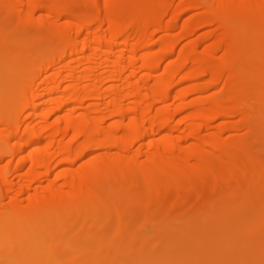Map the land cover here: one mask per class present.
<instances>
[{
	"label": "bare ground",
	"instance_id": "obj_1",
	"mask_svg": "<svg viewBox=\"0 0 264 264\" xmlns=\"http://www.w3.org/2000/svg\"><path fill=\"white\" fill-rule=\"evenodd\" d=\"M7 51L0 212L25 237L0 264H173V233L177 264H264V223L221 221L264 210V0H0Z\"/></svg>",
	"mask_w": 264,
	"mask_h": 264
},
{
	"label": "rangeland",
	"instance_id": "obj_2",
	"mask_svg": "<svg viewBox=\"0 0 264 264\" xmlns=\"http://www.w3.org/2000/svg\"><path fill=\"white\" fill-rule=\"evenodd\" d=\"M176 1L178 2L179 0H176ZM138 7L139 6H134L132 8V10H135V8H138ZM199 11H200L199 9H189V8L183 10V12L181 13L180 21L181 20L184 21L186 19L188 20L190 17H192L194 14L198 13ZM168 18L169 17H167L166 19H168ZM210 29H212L210 26L200 27V28L196 29V31L194 32L195 34L193 33L191 37L183 40L182 43H186L187 44V43H189V42H191V41H193L194 39H197V38H204L206 40L205 35H207V34H205V32L209 31ZM27 30H30V29H27ZM157 37H158V35L156 36V38ZM212 41H213V38L209 37V39H207L206 42H204L205 43L204 45L209 44ZM8 54H9L8 51L7 52H0V61H2L5 58V56H7ZM258 56H259V54H256L255 51H252V52L249 53L248 58L251 57L250 59L252 61H259L258 60ZM171 59H173V57H171L170 60ZM36 68L37 67L35 66V67H32L31 69H29L26 72V76L27 77L34 76ZM255 69L258 70V71H263L264 67H259L258 65H255ZM2 73H3L2 65H1V62H0V106H1L0 107V117L3 116L4 113H6V112L16 111L18 106H19V102H15V101L14 102H9V101L5 102V100H3V98H1L2 96H4V94L6 92V82H5L4 78H3V74ZM187 85H189V83H187ZM216 90H218V88L211 89L210 91H208L205 94H210L212 92H215ZM262 103L263 104H262V107H261V113H262L261 117L263 118V120H262L260 126H259L260 123H258V122H256V124H255V128L253 130V134H254V136L256 138H255V142H254L255 144H253V146H254L255 150L257 151V153L259 154L260 158L264 161V101H262ZM218 122L219 121L217 120L214 124H217ZM242 132L243 131H238L237 133H242ZM17 142L21 144L22 142H24V140L23 139H19V140L14 141L15 145H17ZM7 148H10V146H7ZM101 153H102V151H101ZM5 156L7 157V155H4L3 157H5ZM18 158H19V155H14V157L12 159V164H13V162H16ZM41 172H43V171H41ZM43 183L45 184L46 181H43L42 184ZM26 184H27V182L25 181V179L17 180L16 183H15L16 188L24 187V186H26ZM263 185H264V181H260L258 183V186H263ZM26 193H27V190H23L22 194H20V197L23 200L25 199V197L27 195ZM21 198H20V200H22ZM169 198H170V196H169ZM168 200H166V201H168ZM257 201L258 200L253 199L250 202H248L247 204H243V205L240 204L239 206L238 205L237 206L229 205L228 206L229 209L237 210V211H235L234 213L226 214L225 216H223L224 219L221 218L222 219L221 221H224V223H226V222L233 223L236 220H239L241 222L244 221V222H247V223H264V221H263L264 210H262L259 207V204H258ZM164 203H165V201H164ZM138 208H139V204L138 203H134L133 206H132V211H133V213H135V215L137 214L139 217H141V212H139L137 210ZM208 209L209 208L207 206H201V207L198 208V210H201L202 213H204L205 215L207 214V212L209 214ZM215 213H216L217 216H220L219 211L216 210ZM167 215H169V214L165 213L164 210H163L162 213H161V217L164 218ZM207 220H208V218L206 216V217H204L202 219V222H200V223L206 222ZM174 221L175 222H173V223H177L176 220H174ZM178 223H179V220H178ZM13 224L14 223H12V220L10 219V217H9V215L7 213L0 212V236L1 237L4 236L6 233L7 234L8 233H13V229H11ZM93 226L97 229L98 232H101V223H95ZM149 230H151V227L148 224L147 225V231H149ZM23 231H20V233H19V231H16L15 232L16 234L13 233L14 235L10 234L11 236L13 235V239L15 240V242L13 240H11L12 242H14V243H12V245H18L17 243H19V242L24 240L25 233H23ZM258 231H259V237H261L262 241H264V226L261 227V229L258 230ZM173 234H175V233H173ZM173 234H172V237H171L172 243H171V246H170L171 262L173 264H177V262H176V247H174V243H175L176 237H173ZM62 241L64 243V242H66V239L62 238ZM259 247L261 249H263L264 248V243L262 242ZM0 249H2V248H0ZM15 249H17V248H15ZM76 250H78V249H76ZM79 250H81V249H79ZM13 252H14V249H13ZM38 261H40L39 258L36 255L32 254V255H29V256H26V257L15 259L11 264H37Z\"/></svg>",
	"mask_w": 264,
	"mask_h": 264
}]
</instances>
